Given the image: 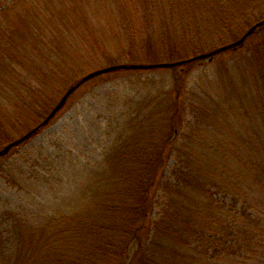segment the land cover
Returning a JSON list of instances; mask_svg holds the SVG:
<instances>
[{"label": "rangeland", "instance_id": "obj_1", "mask_svg": "<svg viewBox=\"0 0 264 264\" xmlns=\"http://www.w3.org/2000/svg\"><path fill=\"white\" fill-rule=\"evenodd\" d=\"M10 1L0 0V7ZM35 1H31L33 5H36ZM46 1L41 0L40 3ZM58 1L70 21L41 16L36 22L30 21L32 32L15 26L20 22V16L15 12L0 15V152L44 122L67 92L83 78L113 66H128L129 63L122 64L120 56L133 55V62H142L138 64L143 65L172 64L167 63L173 60L171 57L176 60L188 57L173 54V35L169 38V33H165L167 30L143 26L144 21H174L176 13L169 11L168 0H154L156 3L139 0L140 6L151 2L155 7L138 23L139 28L148 31L139 30L138 35L131 34L136 38V49L129 45V39L120 29L124 26L120 10L111 6L117 3L116 0ZM78 4L82 7L79 8ZM168 25L174 31L175 41L179 40L183 50L190 52L192 49L186 43L189 41L186 38L181 41L179 26ZM257 31L239 51L230 49L215 55L212 60L197 61L185 70L186 73H181L182 68L175 71L171 68L136 72L117 70L79 85L51 122L39 130L40 134L0 157V255L8 254L9 248H12V254L15 253L14 247L20 241V226L25 227L26 223L37 225L61 211H76L80 203L70 202L72 194L85 199L89 187V192L98 191L102 172L107 169V164L110 166L120 160L119 146L129 135L132 137L139 114L153 118L163 113L167 118L169 111L179 108L177 122L183 130L188 127L189 132L193 127L195 133L196 130L207 129L213 139V132L219 130L222 137L214 144L241 149L253 146L264 150V77L262 64L253 57V53L264 47V30ZM154 33L161 35L162 45H158L159 36L154 37ZM246 33L241 36L239 33L232 35V32L225 36L214 34L208 37V44L202 40L206 45L194 40L198 44L196 51L201 53L199 55L209 54L239 41ZM58 37L64 39L62 51L54 44ZM101 39L105 40L102 48L98 47ZM121 44L124 52H121ZM213 46L215 50H208ZM105 51L111 56L112 65L98 69L97 59L105 56ZM175 74L181 75L178 85L186 87L185 90L182 94L177 91L169 96L162 94L163 90L174 86ZM178 95L180 101H177ZM22 96L42 105L43 110L33 109V104L27 105ZM200 136H187L181 143L198 151L197 148L202 149L201 146L209 143L205 138L201 139L205 140L202 142ZM66 157L69 160L59 167L62 158ZM174 161L172 155L170 163L174 164ZM49 162L54 164L52 181H46ZM37 171L41 173L36 174ZM63 172H69V175ZM255 174L263 175L260 172ZM59 175H64L65 179L72 178L63 196L54 194ZM108 175L111 174L107 173L105 177H111ZM36 177L46 181L45 185L41 186ZM25 178H30L26 184L22 182ZM21 184L30 192L21 190ZM252 185L250 190L254 202H263L261 184L254 182ZM217 192L220 193L214 199L225 203L221 205L232 212L234 208L232 202L225 200L226 193ZM162 254L163 250L160 257Z\"/></svg>", "mask_w": 264, "mask_h": 264}, {"label": "trees", "instance_id": "obj_2", "mask_svg": "<svg viewBox=\"0 0 264 264\" xmlns=\"http://www.w3.org/2000/svg\"><path fill=\"white\" fill-rule=\"evenodd\" d=\"M31 1L12 0L0 7V15L15 12L20 16V25L16 23L15 26L31 32L33 27L30 21L33 19L36 22L41 16L46 15L50 20L58 17L70 21L58 0H47L45 3L36 0V5ZM140 1L116 0L117 3L111 4L120 10L124 23L120 29L125 32L133 49L137 48L133 36L138 35L139 30L148 31L139 28L138 23L155 7L151 2L140 6ZM168 1L169 11L174 10L176 13L174 21L168 20V23L174 27L176 24L179 26L181 41L185 38L189 41L186 43L192 49L190 52L183 50L179 40L175 41L176 36L167 21L142 23L149 29L167 30L165 33H169V38L173 35V54L188 57L180 60L171 57V62H165L179 63L170 68L173 71L182 68L181 73H186L188 67L200 61H190L201 54L196 51L198 44L194 40L206 45L208 37L214 34L225 36L232 32V35L239 33L241 36L264 21V0ZM78 7L82 6L78 4ZM261 30H264V26L258 31ZM156 36H159L158 45H162L164 42L159 39L161 35L154 33ZM63 42L64 39L58 37L54 42L56 49L62 51ZM104 43L105 40L101 39L98 47L102 48ZM243 45L232 51H239ZM213 48L208 50L216 49ZM121 52H124L122 44ZM104 54L97 59L98 69L103 65H112L111 56L106 51ZM253 57L262 64L264 77V47L253 53ZM133 58L129 54L119 57L122 64L129 63L128 66L159 65L138 64L142 62H133ZM155 69L128 70L136 72ZM180 76L175 74L174 86L161 93L166 96L174 91L182 94L186 87L178 85L182 78ZM22 97L27 105L33 104V109L43 110L42 105ZM180 100L178 95L177 101ZM258 108L261 109L262 104ZM178 109L169 111L167 118L163 113L153 118L139 114L132 137L129 135L119 146L120 160L110 166L107 164L104 172L99 167L98 170L103 174L99 178L101 186L98 191L89 192L91 187L86 186L88 190L85 199L75 194L69 199L72 203L79 201L78 210L58 212L37 225L26 223L25 227L20 226V241L14 247L15 253L10 252L12 248L7 249L8 254L0 255V264H264V201L255 203L250 190L254 182L261 184L264 189L263 148L258 150L259 147L249 146L241 149L214 144L222 137L219 130L213 132L214 139L207 129L196 130L195 133L193 127L189 132L188 127L183 130L177 122ZM192 125L195 126L194 123ZM40 129L27 141L40 134ZM200 134V140L205 138L209 143L208 146H201L202 149L197 148L198 151L181 143L187 136L194 138ZM172 155L175 158L174 164L170 163ZM184 156L185 159L182 158ZM67 160L68 157L62 158L59 167ZM47 167L46 181H52L54 164L49 162ZM256 172L263 175L257 176ZM63 173L69 175V172ZM107 173L111 177L106 178ZM29 179H22V182L26 184ZM36 179L41 186L45 185L46 181L38 177ZM71 179L59 175L54 194L63 196ZM20 189L30 192L22 184ZM217 191L227 194L224 197L232 202V212L226 211L222 202L214 199L220 193ZM133 244L136 248H132Z\"/></svg>", "mask_w": 264, "mask_h": 264}, {"label": "water", "instance_id": "obj_3", "mask_svg": "<svg viewBox=\"0 0 264 264\" xmlns=\"http://www.w3.org/2000/svg\"><path fill=\"white\" fill-rule=\"evenodd\" d=\"M262 26H264V21L257 23L256 25H254L251 29L248 30V32L237 42L222 47L214 52H211L209 54H203L200 56H197L193 59H191L190 61H197V60H203V59H211L213 56L223 53L227 50L239 47L241 45H243L246 40L251 37L259 28H261ZM179 65V63L176 64H159V65H152V66H140V65H132V66H126V65H120V66H113L110 68H106L97 72H94L88 76H86L85 78H83V80L75 87L71 88L67 94L65 95V97L62 99V101L59 103V105L52 111V113L44 120V122H42V124H40V126H38L36 129L32 130L31 132H29L27 135H25L23 138H21L20 140L13 142L11 144H9L5 149H3L0 152V157H2L3 155L7 154L13 147L22 144L24 141H26L28 138H30L33 134H35L37 132L38 129H40L41 127L47 125L54 117L55 115L61 110V108L64 106V104L67 102L68 98L70 97V95L76 90V88L81 85L84 82L89 81L90 79L97 77L99 75L102 74H106V73H110L113 71H117V70H121V69H147V68H170V67H175Z\"/></svg>", "mask_w": 264, "mask_h": 264}]
</instances>
